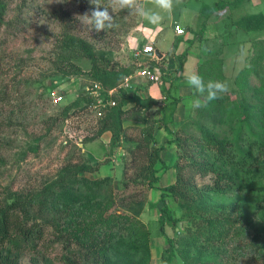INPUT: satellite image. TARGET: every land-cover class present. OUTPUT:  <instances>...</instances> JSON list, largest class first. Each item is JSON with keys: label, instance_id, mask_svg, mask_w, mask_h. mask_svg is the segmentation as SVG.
<instances>
[{"label": "rangeland", "instance_id": "rangeland-1", "mask_svg": "<svg viewBox=\"0 0 264 264\" xmlns=\"http://www.w3.org/2000/svg\"><path fill=\"white\" fill-rule=\"evenodd\" d=\"M6 2L5 23L0 29V202L8 190L39 189L44 182L55 177L63 165L81 164L87 159L93 162V168L82 172L85 177L90 180L110 177L102 189L103 197L109 198L108 204L102 205L101 209L104 219L108 220L125 211L129 213L128 205H133L135 209L145 205V209L140 210L138 216L135 213V217L138 223H144L145 230L151 234L150 264L164 263L161 257L168 247V237L176 242L172 264H264V221L258 220V213L253 214V225L242 224L245 230L239 235L235 229L241 227L238 217L240 211H235L230 205L226 208L217 204L224 201L225 197V202L230 198L235 201L239 191L231 193L222 189L225 194L220 193L216 198L208 197L209 192L204 191L213 186L215 177L212 174L201 176L198 172L211 157L201 146L203 135L195 123L198 121L195 107L192 116L183 119H190L186 125L182 121L171 126L177 133L170 135L164 131L165 135L168 133L167 137L177 136L183 141L188 137L191 145H182L187 147L186 150L183 148L185 154L179 156L182 181L177 183V173L173 167L178 149L175 143L169 147L168 156H165L170 169L155 171L154 175L151 172L159 158H156V149L151 143L153 140H150L145 130L152 132V120L162 117L160 113L165 112L163 101L158 102L159 105L149 103L150 109L141 103L128 106L126 109L129 111L123 116V127L117 130L119 138L114 142L112 131H106L111 135L109 141L106 137L101 139V135L89 140L96 136L102 118H96L82 100L80 105H74L83 95H88V87L92 82H101L93 77V69L98 67L119 71L124 76L119 81L121 85H134L135 90L129 88L130 92L118 89L115 94L118 103L124 91L126 95H136L141 92L142 86L146 87L147 78L139 76L138 72L147 65L161 73L162 80L153 84L166 90L167 77L170 74L171 78L174 72L171 73L168 68V72L159 71L154 66L156 63H152V66L148 62L143 63L137 53L149 43L155 44L157 50L170 52L174 46L173 29L176 31L177 26L183 28V35L191 39V47L188 48L187 44L185 49H189L192 58L186 60L184 74L199 73L200 61L206 65L208 57H222L226 75L224 82L229 86L228 92L234 91L230 95L233 104L239 105L243 69L256 64L260 53L264 52V28L246 29L245 25H254L256 21H245L244 18L255 13L264 14V0H182L170 14H165L158 28L136 16L118 12V27L101 32L91 31L77 19L85 13L90 14L95 7L89 0ZM100 2L107 4L108 0ZM218 2L223 7L217 8ZM205 21L207 25L204 28ZM86 48L93 50L95 62ZM155 56L153 59H157ZM258 65L262 68L261 75L260 78L255 74L250 76L252 86L264 83V57ZM125 70L133 72L127 85L126 79L131 75L126 74ZM53 92L63 94L65 98L60 103H54ZM240 110L243 112V109ZM154 134L160 143V133L155 131ZM143 166L146 171L139 174ZM125 181H128L126 188ZM150 181L158 187L176 183L183 186L179 192L178 189L167 192L178 222L176 228H166V237L155 233L157 228L154 223L159 219L160 210L158 207L150 209L149 203H157L162 190L151 186ZM212 224L219 229H226L221 233V238L216 239L215 245L221 249L219 257L211 253L206 258L205 254L201 255L199 261L186 260L184 251L189 250L192 257L196 248L186 246L181 240L192 238V235H196V229L204 230L205 226ZM228 227H232L229 233ZM258 227L260 236L255 230ZM53 235L54 229L49 227L46 237L38 246L39 251L25 252L19 264H36L32 259L35 256L38 264H67L65 257L69 254L65 252V243L61 237ZM82 260L79 258L78 264H96L92 257L87 263Z\"/></svg>", "mask_w": 264, "mask_h": 264}, {"label": "trees", "instance_id": "trees-1", "mask_svg": "<svg viewBox=\"0 0 264 264\" xmlns=\"http://www.w3.org/2000/svg\"><path fill=\"white\" fill-rule=\"evenodd\" d=\"M6 1L0 0V29L5 23ZM218 7H223V4L218 2ZM244 19L245 21H256L254 25L250 23L245 25L246 29L259 30L264 28L263 13L258 15L255 13ZM206 25L207 22L205 21L203 27L205 28ZM262 48L264 51V45ZM86 50L95 62L96 56L93 50L91 48H86ZM188 54L189 51L185 50L182 54L176 55L177 70L183 69ZM263 57L264 52H261L256 64L253 63L252 66L243 69L241 76L243 77L241 80L243 88L240 92L239 105L233 104L230 96L234 93L233 91L221 94V98L210 102L207 107L195 108V116L198 120L195 123L203 135L201 146L211 157L203 167L198 169V172L201 173V176L212 174L215 177L213 186H209L208 190L204 191H208L209 194L206 195L212 198L224 193L222 189L231 193L239 191L235 201L228 197L230 198L229 201L225 202V197L224 201L217 203L226 208L230 205L235 211H240L242 217H240V213L238 217L241 227L235 229L239 235L243 234L245 230L242 226L243 223L253 225V214L258 213V220L264 221V83L259 86H252L249 82L252 74L260 78V69L262 70V68L258 64ZM223 62V58H218V56L210 59L208 57L206 65L200 61L199 74L205 82L210 79L220 81L226 79L223 72ZM154 66L159 68V71L162 69V72L165 70L168 72L161 65L156 64ZM93 70V77L101 80L100 83L108 88L121 84L119 81L124 77L121 72L110 71L107 68L98 67ZM125 73H130L129 76L133 74L129 70H125ZM147 80L146 87H149L153 81ZM122 81L124 82V80ZM244 81L248 83H244ZM121 90L130 92L125 88ZM126 94L124 91L119 103L117 102L113 107H108V112L99 123L96 136L89 140L96 139L106 131H112L113 142L116 141L119 138L117 130L123 127V116L129 111L126 108L130 104L141 103L150 109L151 104L162 102L151 97L143 98L139 93L136 95ZM81 100L86 103L87 108L94 98L85 94L74 105H80ZM149 103L151 104L149 105ZM240 109H243V112ZM193 119L191 118V120ZM166 121L165 117L155 118L150 127L152 132L145 130L150 140H153L151 143L156 149V158H159L158 164L155 169H151V172L154 175L155 171L170 169L171 166L162 153L168 145L175 143L178 149L176 151L177 160L173 167L177 173L176 182L178 183L179 180L182 181L179 173V156L185 154L183 148L186 150L187 147L182 145L184 143L190 145V143L188 137L184 138L185 141H183L181 137L177 136L175 138L166 137L159 143L153 131L157 127L156 124L159 128L164 126L170 135L177 133L169 127ZM187 121L190 119H186L183 123L185 124ZM89 161L86 159L81 164L67 163L63 165L56 176L44 182L39 189L29 191L8 190V193L6 192V196L0 202V264H19L25 252L39 251L38 246L46 237L49 227L54 229L53 236L61 237L65 243V252L69 254L65 257L67 264H78L79 258L87 263L90 257L94 259L96 264H150L152 249L149 240L151 234L150 231L145 230L144 223H138V219H136L145 209V205L140 206L138 204L139 209H135L133 205H128L129 213L125 211L108 220L104 219L101 216V209L102 205L108 204L107 199L109 198L103 197L102 189L110 177L108 175L96 180L85 177L82 172L93 168V162ZM140 171L139 174H142L146 171V167H140ZM149 184L154 187L157 186L154 185L153 181H150ZM176 184L164 187L157 186L158 189L162 190L160 200L157 203H149L150 209L158 207L160 210L159 219L154 223L157 228L156 235L165 236L168 226L177 227L178 217L169 204L167 193L172 189H178L179 192V189L183 188V186L180 187ZM127 186L128 181H125L124 187ZM222 206L220 208H223ZM135 213L137 214L136 217ZM231 228L228 227L227 233ZM223 230L226 229H219L214 224L205 226L204 230L196 229V235H192L190 239L181 240V242H185L186 246H194L198 251L195 250L191 257L189 250H185L184 258L199 261L201 255L205 254L206 258L211 253L219 257L221 249L215 244L216 239L221 238L220 235ZM255 230L260 236L259 227ZM210 243L212 244L208 246ZM175 247L176 242L168 237V247L164 249L161 257L163 264H172L173 256L176 253ZM84 248H86V252L83 253ZM262 249L264 253V244ZM32 259L38 264L36 256Z\"/></svg>", "mask_w": 264, "mask_h": 264}, {"label": "clouds", "instance_id": "clouds-1", "mask_svg": "<svg viewBox=\"0 0 264 264\" xmlns=\"http://www.w3.org/2000/svg\"><path fill=\"white\" fill-rule=\"evenodd\" d=\"M181 2L182 0H108L107 4H101L100 0H89L95 7L90 14L85 13L77 19L91 31L101 32L118 27L117 13L126 12L127 15L136 16L158 28L163 23L165 14H170ZM184 78L187 85L194 90L193 107L197 109L207 107L210 102L221 98V94L229 91L226 82L211 79L205 82L197 72L185 73Z\"/></svg>", "mask_w": 264, "mask_h": 264}, {"label": "crops", "instance_id": "crops-1", "mask_svg": "<svg viewBox=\"0 0 264 264\" xmlns=\"http://www.w3.org/2000/svg\"><path fill=\"white\" fill-rule=\"evenodd\" d=\"M173 31H174V41H173L174 46L172 47L170 52H166V51L158 49L162 54L161 58L157 56L158 60L156 58L153 59L152 54H141L139 57L140 59H142L143 63L148 62L149 64H152L153 62H155L157 60L156 64L161 65V66H167L165 68H168L171 71V73H172V71L174 72L171 74V78H170V74L168 73L169 74V76H168V87L166 90H164L161 86H159L157 84H152L151 86H149L147 88L142 86V90L140 89L141 92H138V93H140V96H142L143 98L151 97V98H154L156 100L163 101L162 103L165 106L164 107L165 112L160 113V114L162 115V117H165V120H167L166 122L170 128L172 125H176V124L181 123V121H183V119L186 118V116H187V118L192 116V112H193L192 110L194 108L193 107V100L195 99L194 90L191 89L187 85L185 78L183 77L184 66H185L186 60L191 59L192 56H190V53H189V57L187 56L185 63L183 64L184 66H183L182 70L176 69V67L178 65V60L175 56V55L182 54L187 49L186 48L187 44H188V48L191 47L189 44L190 43L189 40H191V39L187 38L183 34L178 35L174 29H173ZM188 51H189V49H188ZM195 57L197 59V55H195ZM194 60H195V58H194ZM167 63L169 65H167ZM172 77H173V79H172ZM132 89L135 90V87L133 86ZM132 89H130V90H132ZM160 114L158 116H160ZM156 126L157 127H155V131H156V133L157 132L160 133V135H161L160 139L162 142V140H164L167 137L168 133H166V135H165V133H164L165 127L164 126H162L160 128L158 127V124H156ZM155 131H154V133H155ZM108 134H109L108 132H105L103 135H101V139H104L106 137V139L108 138V141H109L111 138V135L110 134L108 135ZM104 141H103V144H104ZM171 146L172 145H168L167 148L162 153L166 160H167V158L165 156H168L169 149H170L169 147H171ZM103 147H105V145H103ZM167 171H170V170H167Z\"/></svg>", "mask_w": 264, "mask_h": 264}, {"label": "built area", "instance_id": "built-area-1", "mask_svg": "<svg viewBox=\"0 0 264 264\" xmlns=\"http://www.w3.org/2000/svg\"><path fill=\"white\" fill-rule=\"evenodd\" d=\"M176 32L178 34H184V29L181 28L180 26H177ZM141 51L137 53L138 56L141 54H155L156 48L154 47L153 44L149 43L141 47ZM139 76H144L145 78L155 82L159 83V81L162 80L161 78V73H157L153 69H151L148 65L142 67L140 71L138 72ZM133 77L131 75L126 79V85L130 82V79ZM130 87H126L124 84L123 85H117L112 88H106L104 87L101 83L99 82H92L90 84V88L88 87V95L92 96L94 98L93 102L88 106V110L92 111L95 113L96 118H102L105 113L106 109L108 107H113L117 104V100L115 99V94L118 92V89L121 91L122 88L125 89H132L134 85L128 84ZM63 98H65V95L53 92L52 93V99L54 103H60Z\"/></svg>", "mask_w": 264, "mask_h": 264}, {"label": "water", "instance_id": "water-1", "mask_svg": "<svg viewBox=\"0 0 264 264\" xmlns=\"http://www.w3.org/2000/svg\"><path fill=\"white\" fill-rule=\"evenodd\" d=\"M155 54H156L158 57H160V58H161V56H162V54H161V52H160L159 50H156Z\"/></svg>", "mask_w": 264, "mask_h": 264}]
</instances>
